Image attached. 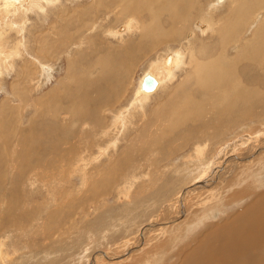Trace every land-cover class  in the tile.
<instances>
[{
	"label": "rangeland",
	"instance_id": "obj_1",
	"mask_svg": "<svg viewBox=\"0 0 264 264\" xmlns=\"http://www.w3.org/2000/svg\"><path fill=\"white\" fill-rule=\"evenodd\" d=\"M110 1L0 0V264H178L196 239L231 221L251 204L253 195L264 192L262 108H254L252 117L235 121L233 127L228 128L227 122L217 127L212 138L217 120L208 123L215 117L208 101L199 121L191 117L192 122H176L186 108L183 99L194 97L197 67L207 65L210 58L223 57L226 62L236 57L246 40L251 41L260 28L264 31V7L237 24L238 41L223 54L216 30L240 0H203L200 15L192 14V18L202 17L192 20L190 27L181 22L182 36L179 24L175 41L152 52L140 50L125 80L124 94L107 107L103 101L108 100V86L97 75V61L109 50L139 43V32L133 27L125 31L129 26L124 18H115L117 10L99 14L97 6ZM145 4L135 5L146 11ZM146 13L140 18L151 22L149 31L158 30V20L168 28L165 15L156 12L154 19L150 12V19ZM198 20L210 27L203 35L195 26ZM86 24L97 25L95 34L82 31ZM84 32L88 37L75 39ZM124 33L123 39H114ZM72 40L79 42L67 45ZM262 46L263 42L260 51ZM176 50L181 65L173 77L163 74L164 83L156 93L133 103L141 78L154 70L149 63L161 62ZM91 52L95 56L87 55ZM249 65L252 70L243 62L235 66L242 67L238 77L243 84L253 78L264 83V63ZM87 83L93 86L82 94L78 89ZM215 94L226 100L219 90ZM71 95L77 102L91 97L89 114L94 119L88 120L89 126L72 127L75 122L65 117L62 126L68 122L71 131L60 139L57 127L53 131L54 125H61V119L58 123L54 119L56 104L66 103ZM47 124L53 126L50 136H46ZM50 139L60 142L56 149ZM234 157L237 170L229 163ZM226 164L225 172L215 169ZM175 217L177 221H171Z\"/></svg>",
	"mask_w": 264,
	"mask_h": 264
},
{
	"label": "bare ground",
	"instance_id": "obj_2",
	"mask_svg": "<svg viewBox=\"0 0 264 264\" xmlns=\"http://www.w3.org/2000/svg\"><path fill=\"white\" fill-rule=\"evenodd\" d=\"M15 2H16V0H15ZM204 2H205V0H204ZM138 3H146L145 5H143V7L146 11L141 10L142 11L141 12L139 7L137 5H135ZM201 3H203V0H111L110 4L107 6H99L100 4L98 3L99 5L97 6L98 7L97 11L99 12V14H102L104 12L109 13L113 10H117V12L115 13V18H118L117 16H122L124 18L123 22H125V24L127 26H129V29L127 28V30H125V31H128V30H130L131 27H133V29L136 33L139 32V35H138V37H139L138 42L139 43L133 42L134 46L128 47L129 44L128 45L126 44V41H128L126 39V41H125L126 45L123 46L122 49L118 48V49H120L119 51L118 50L117 51H112V50L110 51L108 49L109 52L107 54H105V56H103V59L100 60V58H99V60L97 61V65H99L100 69H99V74H97L98 72L96 74L98 76L99 75L103 76V79L105 80L106 85L108 86V88L106 89V92H105L106 98H108V100L103 101V103L106 102L104 104V106L109 107L108 105L113 100H115V102H118V99L116 100V98L117 97L119 98V96H121L122 93L124 92L123 89H124L125 80L127 79V76L129 74V71H130V67L135 62L137 55L139 54L140 50L147 48L148 52H152L153 50L158 48L160 45L162 46L163 43L175 41V39L177 38L176 29H178L179 24L181 27V22L187 23L188 26L190 27L192 20H194V19L197 20L200 17H202V16H196V17L192 18V14L200 15L198 12L203 11L204 5ZM8 4H10V3H8ZM6 6H8V5H6ZM10 6H11V4H10ZM263 7H264V3L260 2L259 0H253V1L240 0V1L235 3V7L233 8V10H231V12L228 14V16H226L227 18L223 21L222 24H220V27L218 28V30H216V32H218V33L215 32L217 35L216 36L217 37L216 38L217 44H220L219 46L221 48L222 53L225 52L227 54V50L231 46H233L236 41H238V35H237V29H236V26H238L237 24L241 20L253 16V11L257 10V8L262 9ZM146 12H148V14H149L148 16L150 19H153V16H154V19L156 17H158L157 13H159L162 16L165 15V18L163 20L165 22L169 23V24L166 23V25H168V28L164 27V25H163L164 23L161 22L160 20H158V25H159L158 30L149 31V27H150L151 22L146 23L145 20H142L140 18L141 17L140 14L144 13V15H145ZM150 12L152 13L153 16H150ZM256 13H257V11H256ZM138 18L141 20V22L138 21ZM116 21H117V19H116ZM198 21L199 22L195 21V22H197L195 24V26L201 30L202 35H203L206 33L207 30L210 29V27L206 25V22L203 23L202 20L201 21L198 20ZM205 21H207V20H205ZM210 22H212V21L209 20V23ZM87 25L88 24H86L84 27H82V31H86V32H88V31L93 32L94 31L95 32V30H97L96 29L97 25H93V24L88 25V26ZM263 25H264V23L261 26H263ZM212 26H213V24H212ZM261 26H259V27H261ZM182 27L180 30H177L179 32L180 36H182L183 35L182 32H184V28H182ZM80 30H81V28H79V31ZM140 31H143V32H140ZM190 31H191V29H190ZM262 31H263V29L260 28L259 32L256 34V36L251 41L246 40L245 44H243V47L238 51V55L236 54L237 56L234 58L231 57L232 58L231 60L226 59L227 60L226 62H222L221 59L223 57L221 59L214 57V58H210L209 61L207 59V61H208L207 65H202V66L199 65L197 67L196 77H194L195 80L193 79L195 82L197 80L195 89H193L195 91L194 97L190 98V99H187V98L183 99V102H185L186 108H183L184 112L179 117H180V120H182V119H184V120L182 122L178 119V121H176L177 123L181 124V123H184L186 121H191V117L193 118V120L195 122L202 119V117L200 116V114L202 113L201 110L206 109V101H208V102H210L209 103L210 108H211L209 110L210 113L214 112L212 114H215L214 119H212V121L208 122V123H213L215 120H217V123L215 122V124L213 125V131L212 132H214V133H212L209 136V138H212L213 134L217 133L219 130L217 127L225 126L226 122L229 123L227 125L228 128L233 127V123L235 121L240 120V122H242L243 120L252 117L254 108H262L264 110V83L256 82V79L253 78L252 82L248 81L244 85L243 81L241 79H239V77H238L239 76V74H238L239 70H242L241 69L242 67L239 70H237L235 67L236 64H239L240 62L247 63L248 66H250L249 65L250 63L251 64L253 63L254 66L255 65L258 66V65H261L264 63V55H263L264 46H262L263 49L260 51L261 44H262V42L264 43ZM126 33H128V32H126ZM244 33H245V31L243 32L242 36L244 35ZM84 34H85V32H84ZM84 34L82 33V34L77 35L75 37V39H77V38L79 39V37H86V35L88 33L85 35ZM115 34L117 35L120 33L115 32ZM3 35H5V34H3ZM124 36H125V33L118 35V36H115L114 39H116L118 37H120L119 39H123ZM189 36L192 37V33L189 34ZM87 37H88V35H87ZM141 38H142V40H141ZM87 39H89V38H87ZM3 40H5V39H3ZM131 40L132 39H130L129 41H131ZM135 40L137 41V39H135ZM78 42L79 41L75 42V40H72V42H71L72 44H67V45H74V44L77 45ZM215 42H216V40H215ZM82 43H84V42H82ZM238 43H240V42H238ZM215 44H213L211 46L213 47ZM0 45H2V44L0 43ZM80 45H82V44H80ZM203 46H205V45H203ZM216 46H218V45H216ZM216 46H214V47H216ZM85 47H88V45ZM99 47H102V46L99 45ZM102 48L107 49L104 47H102ZM114 49H116V48H114ZM77 50H78V48H77ZM199 50H201V48H199ZM98 51H100V50H98ZM98 51H97V53H98ZM172 51L173 50H171V52ZM85 52H88V50ZM202 52L204 53V51H202ZM202 52L200 54H202ZM90 54H92V52L88 53L87 55L91 56ZM219 54H221V53H219ZM93 56H95V55H93ZM221 56H223V55H221ZM224 57H226V55H224ZM223 60H225V59H223ZM203 62H204V60H203ZM229 63H231V64H229ZM94 64H96V63L94 62ZM195 64L197 65V62ZM180 65H181V54L179 53V50H176L175 53L167 54V58H163V61H161V62L149 63V67L154 69V70H152V72L147 73V74L152 76L157 81V87L155 88V90L153 92H150V93L143 92L141 90L140 84L142 82L143 77L145 75H147V74H145L141 78V80L138 84L137 93H136L137 95L134 97L133 103L134 102H140V100H146L147 99L146 96H150V95H153L154 93H156V91L164 83L162 80L163 74L166 75L168 78H172L173 74H174V69H179ZM191 66H192V64H191ZM206 66H207V69H209V71L212 72V74L209 73L205 69ZM161 67L165 71H163L161 69ZM83 68H85V67H83ZM87 69L90 71L89 68H87ZM203 69H205V71L200 76L201 70H203ZM91 70H93V68H91ZM250 70H252V67ZM91 72L92 71H90V73ZM93 72H94V70H93ZM190 73L192 74V72H190ZM241 75H242V73H241ZM104 76H107V77L104 78ZM94 78H95V76H94ZM258 80H259V78H258ZM71 81H73V80H71ZM95 81H97V80H95ZM90 82L92 83V81H90ZM79 84H81V83H79ZM87 86H88V83L85 85V87L83 89L81 87L80 89H78V91H80L83 94L86 90H88V87L91 88L93 86V84H92V86H88V87ZM102 89H104V88H102ZM216 89L219 90L220 92H222L223 98L226 99L225 101H223L221 99V97H220L221 95L218 96L219 94L218 95H216L217 93L215 94ZM98 90L99 89H97V91ZM64 93L68 94L69 92L67 90H65ZM81 93H78V94H81ZM91 93H92V91H91ZM94 93L95 92L93 91V95H94ZM101 93H103V92H101ZM184 94H185V92H184ZM96 95H97V93H96ZM215 95L218 96L217 99H216ZM76 96H78V95H76ZM84 96H86V95H84ZM173 96H174V94H173ZM66 99H67V102L64 104H61V102H58L56 104V105H59V108L56 107V111L54 113L55 114L54 119H56V121L58 119H61V125L60 124L54 125V129H53V131H54L55 128L57 127L56 131L58 130L57 134H59L60 139H64V138H66L67 135H70V133H69L70 128H69V126H67L68 122L66 123L67 125L62 126L63 125L62 123H64V120L66 118L68 120L72 119L75 122V124H74L75 126H72V127H79V124L80 125L86 124L89 126L88 120L92 119V121H93V119H94L93 117L91 118V116L89 114L90 110H89L88 104L91 101L90 96L87 98H83L84 100H78V102H77V99L73 100L74 98L72 97V95L69 97L67 96ZM174 100H176V99H174ZM95 101H94V103H95ZM83 103H84V106H83ZM78 104L80 106H82L83 108L82 109L79 108ZM91 105H92V103H91ZM101 105L102 104H100V106ZM60 108H63L62 113H61V114H64L63 118L59 117V115H61V114H59ZM95 108H100V107L95 106ZM262 109H260V110H262ZM91 110H93L98 115L101 114L100 113L101 110L100 111L95 110V109H91ZM173 111H176V110H173ZM163 115H165V114H163ZM206 115H208V114H206ZM164 118H165V116H164ZM169 118L170 117H168V119ZM205 118H207V117H205ZM85 119H87V120H85ZM172 122H173L172 124H174V121H172ZM51 123H52V121H51ZM53 123H55V122H53ZM57 123H58V121H57ZM205 123H207V122H205ZM205 123H204V125H207ZM182 126H183V124H182ZM52 127L53 126H51V125L49 126L48 124H47V126H45V128H47V131H48V134L46 133L47 134L46 136H48V135L50 136V132H51L50 130H52L51 129ZM23 130H25V129H23ZM17 131L20 132V130H17ZM92 131H95V129L93 128ZM50 140H49L50 144H51L50 146L52 148L56 144L60 143V142H56V140H52V139H50ZM232 159H233V161L232 160L229 161L230 165L232 166L231 168H233V170H237L236 165H238V162L236 160H238V158L234 157ZM227 161L228 160H226V162ZM239 161H240V159H239ZM234 163H235V165H234ZM226 168H227V164L224 166H218L215 169H217V171L220 172L221 170L226 169ZM223 172H225V171L223 170ZM170 184H171V182H170ZM11 193H12V191H11ZM212 194L213 193H210L211 196H213ZM236 194H237V192H236ZM243 195H244V193H243ZM253 196H252L253 199H252L251 204H249L248 207H245L242 211H240L236 215L232 216L231 221H227L224 224L216 225L214 229L205 233L203 237H201L198 240L196 239L195 245L191 249H189L188 252H186L184 249L185 252H182V255H181L182 258L179 259V262L177 261L178 264H264V192H260L258 194L253 195ZM231 198H232V196H231ZM17 200H19V199H17ZM10 206H11V204H10ZM15 206H17V205H15ZM1 210H4V209H2V206H1ZM0 212H2V211H0ZM181 213L182 212H180V214ZM171 221H177V218L175 217ZM167 223L164 222V224H167ZM177 226H179V225H177ZM179 227H181V225ZM159 260H161V259H159Z\"/></svg>",
	"mask_w": 264,
	"mask_h": 264
},
{
	"label": "water",
	"instance_id": "obj_3",
	"mask_svg": "<svg viewBox=\"0 0 264 264\" xmlns=\"http://www.w3.org/2000/svg\"><path fill=\"white\" fill-rule=\"evenodd\" d=\"M157 87V81L149 74L145 75L140 84V88L143 92H153Z\"/></svg>",
	"mask_w": 264,
	"mask_h": 264
}]
</instances>
